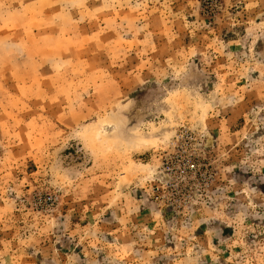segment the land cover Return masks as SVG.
I'll return each instance as SVG.
<instances>
[{"label": "rangeland", "instance_id": "obj_1", "mask_svg": "<svg viewBox=\"0 0 264 264\" xmlns=\"http://www.w3.org/2000/svg\"><path fill=\"white\" fill-rule=\"evenodd\" d=\"M0 264H264V0H0Z\"/></svg>", "mask_w": 264, "mask_h": 264}]
</instances>
